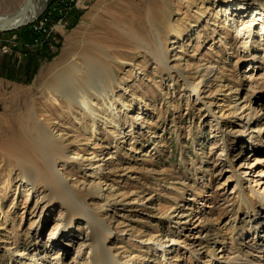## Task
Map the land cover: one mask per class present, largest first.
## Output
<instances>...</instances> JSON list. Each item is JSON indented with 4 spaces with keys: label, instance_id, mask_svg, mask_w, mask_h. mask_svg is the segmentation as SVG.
I'll return each mask as SVG.
<instances>
[{
    "label": "rangeland",
    "instance_id": "1",
    "mask_svg": "<svg viewBox=\"0 0 264 264\" xmlns=\"http://www.w3.org/2000/svg\"><path fill=\"white\" fill-rule=\"evenodd\" d=\"M23 1L0 0V16L15 13ZM56 1L35 0L38 16L52 12ZM226 1L73 0L66 26L54 30L50 44L33 45V33L27 43L21 31L0 33V75L9 60L21 80L0 76L1 125L9 127L10 115L30 118L47 123L54 139L58 135L66 152L58 151L56 169L77 189L101 187L85 204L112 231L108 246L121 264H223L231 237L241 254L248 253L242 240L253 237L264 213L258 195L264 196V0ZM251 6L260 10H242ZM158 38L167 45L168 70L138 44L152 50ZM45 46L52 58L39 57L37 72L25 83L20 70L27 57L16 50ZM83 54L98 67L107 64L113 99L131 105L125 115L116 103L122 134L113 137L102 128L95 144L80 140V111L42 86L59 60L83 68ZM177 57L186 74L174 69ZM242 97L252 107L249 118L234 114L233 102ZM238 119L247 129H237ZM222 134L236 136L235 146L214 144ZM18 138L9 132L0 143ZM21 183L15 168L0 170V208L7 218L0 217V264H103L95 261L85 218L76 216L69 230H59L58 245L52 238L62 224L56 226L60 208L38 186L27 199L30 214L23 213ZM242 230L251 234L241 236Z\"/></svg>",
    "mask_w": 264,
    "mask_h": 264
},
{
    "label": "bare ground",
    "instance_id": "2",
    "mask_svg": "<svg viewBox=\"0 0 264 264\" xmlns=\"http://www.w3.org/2000/svg\"><path fill=\"white\" fill-rule=\"evenodd\" d=\"M238 2L241 0H227L226 4ZM41 6L39 3L33 0V6L30 7L27 18H36L40 12ZM232 9V8H230ZM256 9L247 7L242 10ZM260 10V9H256ZM7 16H0V24L4 26L6 24ZM170 25L166 26L167 33L173 32ZM156 47L150 50L151 46L148 43L140 41L142 47L147 48L146 51L150 52L153 60L156 61L158 67L162 70H168L170 66L167 45L161 38L156 39ZM139 42V41H138ZM242 47H247L245 40L241 41ZM137 47V46H136ZM150 50V51H149ZM85 54V53H84ZM83 54V68L77 66L72 60H59L53 64L50 71L45 76V80L42 82V86L48 88L52 94H63L67 102V108L78 109L79 117L76 121L81 126L82 134L79 135L80 140L86 143L94 144L99 141L98 138L101 134V129H107L114 137L122 134V125L124 124L121 118V111L116 108V103L120 104L125 115L131 112V105L121 102L120 100H114V93L112 91V77L110 68L106 63L98 67V60L94 58H88ZM57 61V60H56ZM176 66L174 69L179 71L180 74H186L184 71H180L178 65L181 60L177 57ZM186 63V62H185ZM184 64V63H183ZM186 65V64H185ZM188 65V64H187ZM99 68H103L104 74L97 76L95 74ZM170 71V70H169ZM170 73V72H169ZM107 76L109 79H106ZM185 77V76H184ZM187 80L189 77H185ZM193 83H190L191 87ZM200 84V83H199ZM198 84V85H199ZM193 85L191 89H194ZM196 93H198L196 91ZM234 114L244 113L245 118H249L252 114V107L246 103V98H238L234 101ZM77 111V110H76ZM12 123L9 127L1 125L2 117L0 116V138L1 136L9 134V132L16 133L18 139H10L0 143V170H11L15 168L20 172L21 181V193L22 199V211L23 213L30 214L29 206L27 203L30 192L34 191L38 186L45 188V198L53 205H58L62 214H60L59 220L56 222V226L61 222L54 233L58 231L66 232L69 230L76 219V216H81L89 223L92 234V247L94 248V258L103 264H121L114 259L111 254V250L108 246V238L112 233L109 228L103 227L102 222L98 221V216L90 209L86 207V199L88 196L97 195L101 189L100 186H96L91 190L84 191L83 189H77L76 182H70L58 171L59 156L58 151H61L62 155L66 152L64 147H60V141L58 135L54 139L53 132L50 130V126L41 120H17L10 115ZM139 118V115L137 116ZM216 118V117H215ZM15 119V121H14ZM249 120V119H248ZM50 123V122H49ZM89 123V124H88ZM236 124V123H235ZM237 129L240 131L247 129V125L243 124L238 119ZM237 137L234 135L222 134L214 141V144H219L222 149L227 146H235L237 143ZM227 155V154H226ZM90 164V163H89ZM231 164H228L230 167ZM255 195L256 193L253 192ZM102 194V193H100ZM99 194V195H100ZM111 195V190L110 193ZM263 196V194H258ZM113 197V196H112ZM261 197V198H262ZM123 198V197H122ZM264 212V211H263ZM2 214V215H1ZM0 217L6 220V214L1 213ZM236 225L232 227V233L236 232ZM59 227V228H58ZM253 237L251 235L242 240L244 248L248 253H242L232 237L230 238V247L225 251V256H222L223 264H264V213L259 217L257 216L254 222ZM241 230V229H239ZM260 233L258 234L257 233ZM248 233H250L248 231ZM248 233L241 231L240 235L245 236ZM257 233V236L254 234ZM63 234V233H62ZM251 234V233H250ZM58 236V237H57ZM54 239L56 243L61 244L59 233ZM56 244V245H57ZM246 244V245H245ZM50 246V248H58V245ZM253 251L251 252V250ZM55 258H58L55 257ZM53 264H60L59 261H54Z\"/></svg>",
    "mask_w": 264,
    "mask_h": 264
},
{
    "label": "built area",
    "instance_id": "3",
    "mask_svg": "<svg viewBox=\"0 0 264 264\" xmlns=\"http://www.w3.org/2000/svg\"><path fill=\"white\" fill-rule=\"evenodd\" d=\"M72 1L73 0L56 1V5L52 6L51 8L52 12L46 16H38L37 19L30 24V31L33 33V45H47L55 41L53 32L57 27L66 26L67 20L65 17V12L72 8ZM54 19H58V21L54 22Z\"/></svg>",
    "mask_w": 264,
    "mask_h": 264
},
{
    "label": "trees",
    "instance_id": "4",
    "mask_svg": "<svg viewBox=\"0 0 264 264\" xmlns=\"http://www.w3.org/2000/svg\"><path fill=\"white\" fill-rule=\"evenodd\" d=\"M76 21H73V23L71 25H74ZM21 31V35H23L22 37H24V42H30V39H32V33L29 29V27H22V29L18 30ZM49 48H47L46 46L43 47L41 50L38 49L36 51H25V50H16L20 53H25L26 55V62L24 63L25 65L23 66V68L20 70L21 74H22V78L24 77L23 81L27 84H29L32 80L33 75H35V73L37 72L38 69V58L41 57H46L48 59L52 58L53 54H50ZM1 77L7 79V80H14L17 82H21V80L17 77L19 76V71L16 67V65H14V62L7 60L6 62H3L1 64Z\"/></svg>",
    "mask_w": 264,
    "mask_h": 264
},
{
    "label": "water",
    "instance_id": "5",
    "mask_svg": "<svg viewBox=\"0 0 264 264\" xmlns=\"http://www.w3.org/2000/svg\"><path fill=\"white\" fill-rule=\"evenodd\" d=\"M32 6L33 0H24L18 11L7 16L8 20L6 24L4 26L0 24V33L16 31L33 22L36 18H30V20L27 18L30 7Z\"/></svg>",
    "mask_w": 264,
    "mask_h": 264
}]
</instances>
